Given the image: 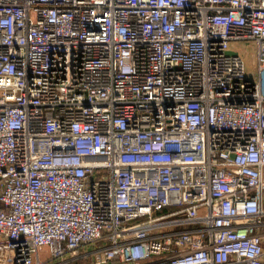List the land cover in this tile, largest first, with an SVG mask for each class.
Instances as JSON below:
<instances>
[{"label": "built area", "instance_id": "built-area-1", "mask_svg": "<svg viewBox=\"0 0 264 264\" xmlns=\"http://www.w3.org/2000/svg\"><path fill=\"white\" fill-rule=\"evenodd\" d=\"M263 72L264 0H0V264H264Z\"/></svg>", "mask_w": 264, "mask_h": 264}, {"label": "rangeland", "instance_id": "rangeland-1", "mask_svg": "<svg viewBox=\"0 0 264 264\" xmlns=\"http://www.w3.org/2000/svg\"><path fill=\"white\" fill-rule=\"evenodd\" d=\"M235 49L237 53L238 52L241 53L240 55L243 58L247 71L249 72L248 77L250 79L256 78V68L253 65L254 58H255V51H253L251 45L248 46L247 43H243V44L240 43L236 46ZM262 84L264 85V72H263ZM103 245H104L103 242H94L88 245V247H90V249H93V248L102 247ZM48 257L49 255H48L47 248L43 247L39 251V258L41 260H47Z\"/></svg>", "mask_w": 264, "mask_h": 264}, {"label": "crops", "instance_id": "crops-1", "mask_svg": "<svg viewBox=\"0 0 264 264\" xmlns=\"http://www.w3.org/2000/svg\"><path fill=\"white\" fill-rule=\"evenodd\" d=\"M263 241H264V239H263ZM88 250H90V247L82 248L80 250V254L84 253V252H88ZM85 262H88V259H83V260L82 259H74V260H72V262L70 264H84Z\"/></svg>", "mask_w": 264, "mask_h": 264}]
</instances>
